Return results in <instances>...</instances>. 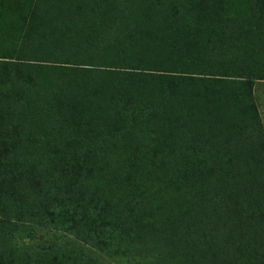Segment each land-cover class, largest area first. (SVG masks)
Returning <instances> with one entry per match:
<instances>
[{
    "label": "trees",
    "instance_id": "obj_1",
    "mask_svg": "<svg viewBox=\"0 0 264 264\" xmlns=\"http://www.w3.org/2000/svg\"><path fill=\"white\" fill-rule=\"evenodd\" d=\"M7 7L0 264H264V0Z\"/></svg>",
    "mask_w": 264,
    "mask_h": 264
},
{
    "label": "rangeland",
    "instance_id": "obj_2",
    "mask_svg": "<svg viewBox=\"0 0 264 264\" xmlns=\"http://www.w3.org/2000/svg\"><path fill=\"white\" fill-rule=\"evenodd\" d=\"M22 1L24 2V0H22ZM30 9L31 8H29L28 10H30ZM45 11L49 12L48 10H45ZM45 11L43 12V14H45ZM19 15H15V16H17V18H18ZM260 92L262 94H260ZM255 94H256V97H257V100H258V103H259V112H260L261 120H262L263 127H264V90L262 92L261 90L257 89V91L255 90ZM42 232L47 234V235L51 234V231L47 232V231H43L42 230ZM38 234H41L40 231H39ZM49 237L55 239V236H53V235H51ZM58 240L62 244H64L67 248H71V247L75 246L76 248H78L80 250L79 247H82L83 250H84L83 252L87 256H90L92 259L98 258V259H100V260H102V261H104L106 263H113V264L124 263V259L121 256H119V254H116L115 252H111V251H108V250L101 252L100 250L92 249L89 246L85 245L84 243H81V242L77 241L71 235H67L65 233H62V237H59Z\"/></svg>",
    "mask_w": 264,
    "mask_h": 264
},
{
    "label": "crops",
    "instance_id": "obj_3",
    "mask_svg": "<svg viewBox=\"0 0 264 264\" xmlns=\"http://www.w3.org/2000/svg\"><path fill=\"white\" fill-rule=\"evenodd\" d=\"M30 11H31V9L28 10V13H27L28 15L30 14ZM24 12H26L24 8H20V9L14 8V7H12V8L7 7L6 9L0 8V15L6 16V17L15 16V15H19V14L23 15V14H25ZM257 89L261 90L263 92L264 80H260L256 83V89L255 90L257 91ZM260 94H262V93L260 92Z\"/></svg>",
    "mask_w": 264,
    "mask_h": 264
}]
</instances>
